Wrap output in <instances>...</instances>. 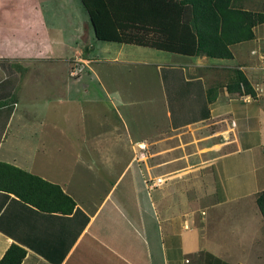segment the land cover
<instances>
[{
  "label": "crops",
  "instance_id": "1",
  "mask_svg": "<svg viewBox=\"0 0 264 264\" xmlns=\"http://www.w3.org/2000/svg\"><path fill=\"white\" fill-rule=\"evenodd\" d=\"M80 27L62 43L66 56L54 53L48 28L46 44L0 40V161L60 185L76 202L70 213L45 212L0 190V259L15 243L26 249L22 264H264V217L256 201L264 190V98L230 93L232 75H217L239 66L254 85L253 63H232L236 44L232 59L166 62L184 57L110 41L101 43L106 54H96L87 15ZM75 56L82 61L77 74ZM20 60L25 66H12ZM95 63L127 68L130 87L109 88L112 78L98 75ZM215 66L216 73L206 72ZM85 69L93 76L84 78ZM195 69L203 72L189 74ZM171 70L184 77H171ZM26 78L34 88L23 94ZM223 79L207 93L209 82ZM180 82L197 83L183 108L182 91L168 95L170 84ZM38 103L42 109L33 108ZM74 114L86 118L82 126L73 124ZM74 130L79 134L70 136ZM158 178L163 182L153 184Z\"/></svg>",
  "mask_w": 264,
  "mask_h": 264
},
{
  "label": "trees",
  "instance_id": "2",
  "mask_svg": "<svg viewBox=\"0 0 264 264\" xmlns=\"http://www.w3.org/2000/svg\"><path fill=\"white\" fill-rule=\"evenodd\" d=\"M94 35L99 40L133 43L186 56L232 59L231 45L253 40L254 28L264 23V13L236 6V0H80ZM190 6L192 19L183 21ZM159 29L162 39L153 42L129 35L130 29ZM230 93L255 96L246 74L235 70L227 84ZM210 100H213L210 97ZM0 190L18 196L41 211L70 213L75 200L60 185L13 164L0 161ZM264 217V190L256 197ZM26 249L12 244L0 264H22Z\"/></svg>",
  "mask_w": 264,
  "mask_h": 264
},
{
  "label": "rangeland",
  "instance_id": "3",
  "mask_svg": "<svg viewBox=\"0 0 264 264\" xmlns=\"http://www.w3.org/2000/svg\"><path fill=\"white\" fill-rule=\"evenodd\" d=\"M80 0H0V40L6 41L7 44L10 43V45H25L26 47L29 48L32 47L33 45V40H35L36 45H41V44H46V40L44 39L45 37V31L46 28L50 30L49 32V38H53L55 43L54 47L57 49V52H54L57 56H66L69 51H65L63 49V45L68 42L69 40L73 41L72 39L76 38V34L80 32V22L82 19V16L84 17L85 15L88 16V13L86 9L83 7V4L81 3ZM236 6L239 8H243L246 10H251L257 13H264V0H236L235 2ZM24 9H32L35 12H39L40 15L42 16L41 19H37V21L29 20L28 17L23 13ZM24 14V15H23ZM3 19V23H2ZM192 19V10L190 6H186L185 8V13H184V22H190ZM15 22L14 24H12ZM255 40H248L245 42H242L240 44H236L233 47V50L236 53V59L233 62L236 63H253V65L256 67V75L259 76L258 82H256L253 87L255 89V96H251V100L254 99H260L264 98V23L258 24L255 28ZM129 35H134L133 38L138 40L144 41V42H153L155 40L162 39V34L159 29H130L129 30ZM257 35V36H256ZM83 40V39H82ZM89 41V48L90 50L93 51V53L98 54V52H101V55L106 54L105 51L107 52L108 50L101 48V43L105 42L103 40H98L93 36V31L91 30L90 37L87 40ZM100 41V42H99ZM9 42V43H8ZM62 43H64L62 45ZM100 43V44H99ZM5 44V43H4ZM65 46V45H64ZM92 46H94L95 49H91ZM108 48V47H107ZM165 54L171 55V53L168 52H163ZM176 57H184V58H171L169 59L167 56L166 57H161L162 60L164 61H186L187 56L183 55H177ZM160 58V57H159ZM157 59V57H155ZM190 59H194V57H190ZM72 61V68L75 69V74L79 73L82 70V61L81 59H78L76 56ZM230 61V60H226ZM81 62V63H80ZM11 63L12 66L18 68L19 66H25L26 62L20 60V61H12ZM231 63V62H230ZM22 64V65H21ZM239 65V64H236ZM243 65V64H242ZM97 71L98 75H101L106 78H112V84H108L107 86L109 88H115L121 90V92H125V90L130 87L129 85V80L128 78L131 76V72H128L127 68L125 67H119L116 64H111L109 65L108 63H102V64H94L93 65ZM150 71L156 75L155 68H151L149 66ZM219 66L211 67V69L207 70L206 72H211V73H216ZM223 70H218L220 78L223 76L225 79L229 78L231 75L232 77L235 74V70L240 69L239 66H232L230 69L222 67ZM38 75H47V74H42L41 68H38ZM46 71L45 69H43ZM228 70V71H227ZM242 70V69H241ZM167 71L164 70V74H166ZM203 71L200 70H192L189 74L192 75H197L202 73ZM168 73V72H167ZM171 77L173 76L175 79L184 77V74L180 72L179 70H171L169 72ZM206 73V75H207ZM210 74V73H209ZM222 74V75H221ZM84 78H88L89 76H93V73L90 72L89 70L85 69L83 73ZM153 75V74H152ZM167 75V74H166ZM231 77V78H232ZM155 83L160 85V80L157 81L158 77H155ZM173 78V79H174ZM227 80L228 82L231 80ZM217 82V81H212L211 83L209 82L207 84V93L212 92L211 90L216 89V87L221 86L222 84H225L227 81ZM30 79H23L21 84H20V90L24 94L25 92L30 91L31 88H34V85L30 84L29 81ZM54 80V79H53ZM153 83V79L149 80V87L151 88ZM197 83H171L169 87V94L171 93L172 90H180L181 92V98L183 101L177 100L180 102L182 105L181 108L185 107V103L187 101L184 100L185 96L187 97V94L190 92V89L193 85ZM200 84V83H199ZM9 85V84H8ZM53 85V84H52ZM60 84H58L59 86ZM200 84L198 91L200 92L202 90V93L204 92L202 86ZM89 87H93L92 85L88 84ZM55 87V84H54ZM154 87V86H153ZM156 89L158 87H155ZM96 91V90H92ZM60 92L58 89H54L52 92V95L55 96L56 93ZM97 92V91H96ZM206 92V90H205ZM248 96V95H247ZM244 99L243 97H240ZM246 100V99H245ZM264 100V99H263ZM250 101V100H247ZM29 105L26 100H22V110L28 111ZM32 107V106H31ZM50 107H58L56 103H53L50 105ZM34 109H42L43 106L38 103L37 106L33 107ZM77 109V107H76ZM72 111H74V107L72 108ZM79 111V110H78ZM50 115V114H49ZM79 115V114H78ZM27 114L24 116V118L27 120ZM81 118V116L79 115ZM76 114L72 116L73 119V124L75 126H82L83 121L84 123L86 121V118H81V121H78L79 118ZM64 119L61 117L60 121H63ZM50 122V121H49ZM70 124V123H69ZM11 132V131H10ZM74 136L79 134L76 130L73 131ZM24 138H22V141H28V133L23 134ZM76 139V138H72ZM27 147L25 148L26 152Z\"/></svg>",
  "mask_w": 264,
  "mask_h": 264
},
{
  "label": "built area",
  "instance_id": "4",
  "mask_svg": "<svg viewBox=\"0 0 264 264\" xmlns=\"http://www.w3.org/2000/svg\"><path fill=\"white\" fill-rule=\"evenodd\" d=\"M247 100H251V96H246L245 97ZM164 179L162 178H158L155 182H153V184H158V183H162Z\"/></svg>",
  "mask_w": 264,
  "mask_h": 264
}]
</instances>
